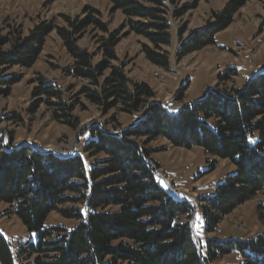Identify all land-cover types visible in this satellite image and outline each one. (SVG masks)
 <instances>
[{
  "label": "trees",
  "instance_id": "1",
  "mask_svg": "<svg viewBox=\"0 0 264 264\" xmlns=\"http://www.w3.org/2000/svg\"><path fill=\"white\" fill-rule=\"evenodd\" d=\"M177 1L113 0L114 10L121 9L126 15L125 27L149 41L142 43L146 59L166 70L172 66L167 49L173 40L169 15L181 17L196 6H179ZM246 1L229 0L213 13V20L181 38L174 58L180 61L213 45L215 36L231 25ZM89 10L88 17L78 22L67 17L71 29L57 27L73 59L68 74L83 82L75 97L67 99L58 84L39 76L30 111L45 104L53 119L73 128L79 125L73 112L83 104L82 98L105 114L117 109L142 115L128 128L119 129L113 116L103 125L94 121L83 129L88 156L104 155L89 164L80 152L63 156L30 145L7 149L0 139V203L8 204L10 213L34 236V240L13 247L0 231V264H211L235 251L242 258L240 264H264V232L248 239H206L199 246L190 221V201L175 198L161 185L160 165L148 147L149 141L164 136L175 146H199L234 165L213 195L201 197L205 231H215L225 215L264 191V72L242 87L216 86L199 100L169 113L161 102L151 101L156 92L150 84L132 79L123 63H114L119 61L116 46L122 33L111 31L96 16L98 10ZM90 24L107 34L100 37L97 52L78 43L80 33ZM53 29L52 24L43 23L29 36L16 40L11 56L0 54V70L5 65H34ZM185 30L182 25L179 36ZM98 52L102 58L97 61ZM236 75L238 69L229 66L218 78L225 81ZM21 78L17 74L0 76V95H9ZM188 84L178 90L175 100L184 97ZM13 141L12 133L8 147ZM66 204L73 206L62 208ZM54 211L77 220V224L69 229L48 226Z\"/></svg>",
  "mask_w": 264,
  "mask_h": 264
},
{
  "label": "rangeland",
  "instance_id": "2",
  "mask_svg": "<svg viewBox=\"0 0 264 264\" xmlns=\"http://www.w3.org/2000/svg\"><path fill=\"white\" fill-rule=\"evenodd\" d=\"M228 1H177L179 6L188 3H196V6L181 17L169 15L173 40L167 49L171 52L172 66L170 70H166L146 59L142 52V43L149 41L125 27L126 15L121 9L114 10L113 0H0V54L11 56L13 43L29 36L32 30L43 23L55 27L45 37L43 50L34 65H5L0 70L2 77L11 74L22 77L12 86L9 95H0V139L8 147L13 133L12 146L31 143L42 149H58L68 155L80 152L89 164L104 155L88 156L83 148L87 139L81 133L83 129L94 121L103 125L113 116L117 118L119 129L128 128L139 121L141 112L130 115L113 109L105 114L99 106L87 102L85 98H82L83 104L77 105L73 112L79 118L76 128L53 119L51 110L45 104H41L35 112L30 111L34 102L32 91L39 76L58 84L65 90L67 99L75 97L83 82L68 74L67 69L71 67L73 59L68 54L57 27L71 29L67 17L75 22L84 20L91 12L89 8L98 10L96 16L107 23L111 31L120 30L122 38L116 46L119 61L114 63H123L129 77L152 86L156 92L152 102L177 108L199 100L211 87H242L257 71L264 69V0H247L236 13L231 25L215 36L213 45L192 52L180 61L174 58L175 47L181 38H187L191 32L213 20V13L223 9ZM182 25L186 26V30L181 37L178 30ZM102 34L107 36L93 24L87 25L80 33L78 43L91 52H97L101 47ZM2 40L5 41L1 42ZM101 58L102 54L98 52L95 59L98 61ZM229 66L236 67L238 75L225 81L219 80V73ZM188 82L189 87L184 91V97L175 100L178 90ZM13 114L14 118L7 117ZM108 127H112V124ZM148 147L152 151V159L160 165L158 175L161 185L175 198L190 201L193 207L190 221L193 223L194 237L199 246L206 239H248L264 232V191L225 215L215 231H205L201 197L213 195L217 184L234 171V165L228 159L213 156L199 146L190 149L175 146L164 136L149 141ZM74 205L82 207V204ZM72 206L73 204H66L62 208ZM10 209L8 204L0 203V231L3 235L13 247L34 240V236L27 231L18 217L10 213ZM47 224L69 229L77 224V220L63 216L60 211H54ZM241 262L242 258L235 251L211 264Z\"/></svg>",
  "mask_w": 264,
  "mask_h": 264
},
{
  "label": "water",
  "instance_id": "3",
  "mask_svg": "<svg viewBox=\"0 0 264 264\" xmlns=\"http://www.w3.org/2000/svg\"><path fill=\"white\" fill-rule=\"evenodd\" d=\"M264 72V69H261V70H259V71H257L250 79H249V81L248 82H250L252 79H254L256 76H258L259 74H261V73H263ZM213 87H211V88H209L208 90H211ZM169 113H175V112H177V111H179L180 109H181V107L182 106H180V107H177V108H169V107H167L166 105H162ZM4 144V146L6 145L5 143H3ZM22 145H30V146H32L33 148H35V149H37L38 148V150H40V151H42V152H55V153H57V154H60V155H68V154H66L65 152H63V151H61V150H58V149H42V148H40V147H38V146H36V145H34V144H31V143H22V144H19V145H15V146H12V147H6L5 146V148H7V149H12V148H16V147H20V146H22Z\"/></svg>",
  "mask_w": 264,
  "mask_h": 264
}]
</instances>
